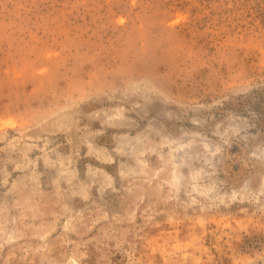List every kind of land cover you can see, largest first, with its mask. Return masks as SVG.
Instances as JSON below:
<instances>
[{"label": "rangeland", "instance_id": "374dc122", "mask_svg": "<svg viewBox=\"0 0 264 264\" xmlns=\"http://www.w3.org/2000/svg\"><path fill=\"white\" fill-rule=\"evenodd\" d=\"M0 264H264V0H0Z\"/></svg>", "mask_w": 264, "mask_h": 264}]
</instances>
